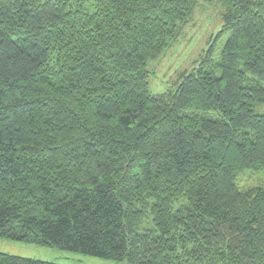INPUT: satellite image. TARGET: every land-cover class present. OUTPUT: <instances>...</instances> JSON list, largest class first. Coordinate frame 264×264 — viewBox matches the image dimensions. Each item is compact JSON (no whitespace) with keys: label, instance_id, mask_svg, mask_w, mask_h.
<instances>
[{"label":"trees","instance_id":"trees-1","mask_svg":"<svg viewBox=\"0 0 264 264\" xmlns=\"http://www.w3.org/2000/svg\"><path fill=\"white\" fill-rule=\"evenodd\" d=\"M223 9L173 88L148 61L198 0H0V237L131 264H264V0ZM0 264H57L0 252Z\"/></svg>","mask_w":264,"mask_h":264},{"label":"rangeland","instance_id":"rangeland-1","mask_svg":"<svg viewBox=\"0 0 264 264\" xmlns=\"http://www.w3.org/2000/svg\"><path fill=\"white\" fill-rule=\"evenodd\" d=\"M223 9L215 2L198 0L189 22L183 25L179 36L160 55L150 59L149 90L160 93L171 89L179 81L180 75L198 65L205 51L214 45L215 55L219 54L227 34H221ZM255 108L264 113V104ZM240 191L264 186V170H243L236 176ZM0 252L24 258L57 264H131L126 260H115L89 255L82 252L51 247L35 243L0 237Z\"/></svg>","mask_w":264,"mask_h":264}]
</instances>
